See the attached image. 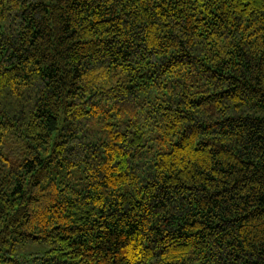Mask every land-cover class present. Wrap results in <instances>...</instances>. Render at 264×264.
<instances>
[{
  "label": "trees",
  "instance_id": "obj_1",
  "mask_svg": "<svg viewBox=\"0 0 264 264\" xmlns=\"http://www.w3.org/2000/svg\"><path fill=\"white\" fill-rule=\"evenodd\" d=\"M0 264H264V0H0Z\"/></svg>",
  "mask_w": 264,
  "mask_h": 264
},
{
  "label": "rangeland",
  "instance_id": "obj_2",
  "mask_svg": "<svg viewBox=\"0 0 264 264\" xmlns=\"http://www.w3.org/2000/svg\"><path fill=\"white\" fill-rule=\"evenodd\" d=\"M40 248H42L40 245L21 244L19 245L18 252L20 254H27V253L38 251Z\"/></svg>",
  "mask_w": 264,
  "mask_h": 264
}]
</instances>
